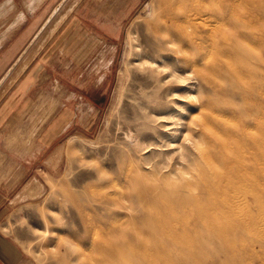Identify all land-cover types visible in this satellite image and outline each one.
<instances>
[{"label": "rangeland", "instance_id": "374dc122", "mask_svg": "<svg viewBox=\"0 0 264 264\" xmlns=\"http://www.w3.org/2000/svg\"><path fill=\"white\" fill-rule=\"evenodd\" d=\"M34 3L0 0L1 264H149L151 258V264H264V152L259 165L250 162L253 140L264 141V0H210V9L233 7L239 18H210L207 11L210 22L194 34L186 28L181 40L173 35L203 0H44L32 9ZM56 10L40 34L39 52L5 87ZM79 20L104 25L116 40L109 69L105 64L82 82L66 69L65 49ZM159 65L179 67L187 78L177 92L183 97L157 104L158 117L169 115L161 109L173 110L168 128L142 106L157 85L145 81ZM26 78H32L28 90ZM65 109V123L50 133ZM186 136L193 177L169 176L171 167H182L179 152L152 147H176Z\"/></svg>", "mask_w": 264, "mask_h": 264}, {"label": "bare ground", "instance_id": "6f19581e", "mask_svg": "<svg viewBox=\"0 0 264 264\" xmlns=\"http://www.w3.org/2000/svg\"><path fill=\"white\" fill-rule=\"evenodd\" d=\"M34 1V0H33ZM44 0H35V3H34V5H33V7H32V9H36L40 4H42V2H43ZM210 0H203V3H201L198 7H197V9H195V10H192L191 12L192 13H190V14H188L187 15V17H186V19L187 20H185V22H186V24H187V27H185V26H180L179 25V27L177 28V30H176V32H175V34L173 35V37H177V38H179L180 40L181 39H183V38H188V31H187V29L186 28H191L192 29V32H193V34L195 33V30H197V26L198 25H205V24H207V23H209L210 22V18L211 17H216L217 15H218V13H220V14H225V15H227L228 17H230V18H239V13L237 12V9H235V8H230V9H227V10H224V9H222L221 7H218L217 9H210L209 7H207L206 6V4H207V2H209ZM248 5V4H247ZM223 6V5H222ZM59 10H56V11H54V13L51 15V17L49 18V20H48V23H50L51 22V20L57 15V12H58ZM207 11L209 12L208 14H210V18H206V19H204L205 17V14H207ZM249 11V10H248ZM168 15V14H167ZM250 15V14H249ZM168 16H170V14L168 15ZM20 18H22V17H20ZM19 18V19H20ZM168 18V17H167ZM210 19V20H209ZM214 19V18H213ZM173 20V19H172ZM200 21V22H199ZM47 24V23H46ZM211 24V23H210ZM171 25H169V27H170ZM45 27V26H44ZM44 27H42L43 29H44ZM171 28V27H170ZM43 31V30H42ZM167 31V30H166ZM169 32H171V30L169 31ZM168 32V33H169ZM199 34V33H198ZM174 39V38H173ZM168 41H170L169 39H167ZM184 41H186V40H184ZM171 43L173 42L172 40L170 41ZM175 42H177V40L175 41ZM180 42V41H179ZM178 42V43H179ZM200 42V41H199ZM169 43V42H168ZM170 43V44H171ZM174 43V42H173ZM172 43V44H173ZM188 43H189V41H188ZM170 44H168V45H170ZM177 44V43H176ZM181 44V43H180ZM192 45V44H191ZM194 46V45H193ZM192 46V47H193ZM201 44H199L198 46H197V50H200L201 48ZM180 48V47H179ZM185 49H187V47L185 48ZM184 49V50H185ZM256 49V48H255ZM179 50V49H178ZM181 50V49H180ZM180 50H179V52H180ZM183 51V50H182ZM186 51V50H185ZM185 51L183 52V53H185ZM165 52V51H164ZM169 52V51H168ZM175 52V51H174ZM181 53V52H180ZM179 53V54H180ZM164 54V53H163ZM170 54V53H169ZM177 54V53H176ZM182 54V53H181ZM173 55V54H172ZM165 57V56H164ZM168 57H170V56H167V58ZM180 57V56H179ZM167 58H166V60H167ZM164 59V58H163ZM229 59V58H228ZM155 60V59H154ZM176 60V59H175ZM205 60V59H204ZM226 60V59H225ZM178 61V60H177ZM162 62V61H161ZM156 63V62H155ZM154 63V64H155ZM182 63V62H181ZM193 64H195V63H193ZM152 65V64H151ZM157 65V64H156ZM155 65V66H156ZM196 65V64H195ZM198 65H200V64H198ZM197 65V66H198ZM180 66V65H179ZM185 66V65H184ZM183 67V66H182ZM181 67V68H182ZM187 67V65L185 66V68ZM185 70V69H184ZM156 71H157V76L156 77H150V78H147V80L145 81V86L146 87H151L153 84H155V83H157V85H156V89L152 92V95H147V96H149V100L147 101V102H143L142 103V106H143V108L145 109V110H148L149 111V116H154L157 120H158V122H161V123H163V125L165 126V128H168L169 126H168V124H166V123H168L169 121H170V119H171V115H172V113H173V110L172 109H161V113L160 114H165L166 112H167V110H168V113L167 114H169V115H167V116H164V115H162L161 117H158V109H157V104L158 103H160V102H162V100H164V99H168L170 96H173L174 97V99H177L176 97H175V95H179V97H183V95H180L179 93H177V92H179L180 90H182L183 89V87H184V85H186L187 83H186V80H187V78L185 77V76H183V74L182 73H180V68L178 67H175L174 65H170V66H164V65H159L157 68H156ZM243 77V76H242ZM245 77V76H244ZM247 77V76H246ZM243 79H245V78H243ZM258 80V79H257ZM261 81V80H260ZM186 83V84H185ZM257 84V83H256ZM258 85V84H257ZM173 93H174V95H173ZM264 94V93H263ZM146 96V97H147ZM144 104H146V105H144ZM220 115V114H219ZM219 115H216V116H218L219 117ZM148 116V115H147ZM231 116H233V115H231ZM223 116H221V118H222ZM224 117H227V116H225L224 115ZM230 117V116H229ZM207 124V123H206ZM200 125H204V124H197L196 126L197 127H199ZM195 126V127H196ZM230 126V125H229ZM244 129V128H243ZM193 130H195V129H193ZM246 130V129H245ZM248 130H249V128H248ZM251 130H252V128H251ZM257 130V129H256ZM197 131V130H196ZM195 131V132H196ZM263 131H264V129H263ZM215 132H217V131H215ZM220 132V131H219ZM223 132H221L219 135H221ZM230 133V132H229ZM256 133V132H255ZM255 133H252V134H255ZM196 134V133H195ZM216 134V133H215ZM224 134V133H223ZM222 134V135H223ZM232 135V134H231ZM257 135V134H256ZM202 136V135H201ZM224 136V135H223ZM218 137H220V138H222L221 136H218ZM230 137V136H229ZM196 138V137H195ZM262 138V137H261ZM178 139V138H177ZM201 139V138H200ZM217 139V138H216ZM235 139H238V138H236L235 137ZM179 140V139H178ZM259 140H260V137H259ZM258 139H254L253 140V148L254 147H257V150H255V149H253V152H252V154H253V156L251 157V160H250V162H251V164L253 165V166H256V165H259L260 164V159H261V155L263 154V143H264V141H263V139H262V141H263V143L261 142V141H259ZM188 141H189V137L188 136H186L185 138H184V140L182 141V143L180 144V145H176V147H173V145H172V143L171 142H166V145L165 144H158V143H155L154 144V147H152L153 149L154 148H158V147H161V148H163V147H167V149L165 148V151H167L168 153H170L169 151H171V152H174V151H178L179 152V155H180V160H181V165H182V167H180V169L179 168H176V167H171V169L170 170H168L169 172V176H173V175H176L177 176V178L180 176V177H193V175L190 173V171L192 172V170H190V171H188V169H190L191 167H192V165H190V163H189V165L191 166V167H189L188 168V154H187V152H188V146H187V143H188ZM202 141H203V139H202ZM197 142H198V140H197ZM203 142H205V141H203ZM219 142V141H218ZM202 143V142H201ZM206 144V143H205ZM195 145V148L197 147L196 146V144H194ZM198 145H199V142H198ZM200 145H202V144H200ZM190 146V145H189ZM228 146H230L229 144H228ZM231 146H233L232 144H231ZM230 148V147H229ZM196 150H197V148H196ZM197 151H199V152H202V151H200V150H197ZM245 151V150H244ZM252 151V150H251ZM241 152V151H240ZM243 153V152H242ZM229 154V153H228ZM243 155V154H242ZM244 155H246V154H244ZM229 156V155H228ZM238 156V155H237ZM250 156V155H249ZM209 157V156H208ZM208 157H206V158H208ZM205 158V159H206ZM241 158H243V160H245L244 159V156L243 157H241ZM239 160H240V157L238 158ZM250 159V158H249ZM208 160V159H207ZM207 160H205V161H207ZM238 160V161H239ZM215 161V160H214ZM240 161H242V160H240ZM177 163V162H176ZM245 163V162H244ZM178 164V163H177ZM208 164H210V162H208ZM207 164V165H208ZM262 164V163H261ZM194 165H195V163H194ZM246 165V164H245ZM196 166V165H195ZM215 166V165H214ZM263 166V165H262ZM193 168H195V167H193ZM210 168V167H209ZM152 169H153V167H152ZM197 169H195L194 171H196ZM226 170V169H225ZM232 170V169H231ZM234 171V170H233ZM249 171V170H248ZM255 171H257V172H259L258 170H255ZM255 171H252V172H255ZM197 172V171H196ZM257 174H260V173H257ZM213 175H215V173L213 174ZM232 175V174H231ZM255 175V174H254ZM264 175V174H263ZM240 176V175H239ZM256 176V175H255ZM224 177V176H223ZM233 178H234V176H232ZM217 178V177H216ZM242 178V177H241ZM247 178V177H246ZM235 179V178H234ZM237 179V178H236ZM241 180V179H240ZM239 180V181H240ZM234 181V180H233ZM247 181H248V179H247ZM237 182V181H236ZM240 182H242V181H240ZM244 182V181H243ZM252 182V181H251ZM262 182V181H261ZM206 183V182H205ZM238 183V182H237ZM236 183V184H237ZM258 183V182H257ZM235 184V183H234ZM235 184V185H236ZM191 186V185H190ZM195 186V185H194ZM215 186H218L217 184L215 185ZM232 186H234V185H232ZM244 186V185H243ZM252 186H253V184H252ZM251 186V187H252ZM236 187V186H235ZM234 187V188H235ZM249 187H250V185H249ZM249 187H247L248 189H249ZM255 187V186H254ZM195 188V187H194ZM193 188V189H194ZM220 188V187H219ZM223 188V187H222ZM256 188H257V186H256ZM237 189V188H236ZM255 189V188H254ZM261 189V188H260ZM260 189H257V192H258V196H259V194L261 193L260 191H262V190H260ZM179 190V189H178ZM177 190V191H178ZM187 190H189V189H187ZM232 191L231 192H234L233 191V189H231ZM253 190V189H252ZM252 190H249V191H251L252 192ZM259 190V191H258ZM176 191V192H177ZM194 191H195V189H194ZM193 191V192H194ZM220 191H222L223 192V190H220ZM188 192V191H187ZM196 192V191H195ZM195 192L193 193V194H195ZM253 192H255L254 190H253ZM260 192V193H259ZM203 193L204 194H207V195H214V192L212 191V189L210 188V187H204V189H203ZM227 193V192H226ZM229 193V192H228ZM263 193V192H262ZM262 193H261V195H262ZM217 194H219L218 192H217ZM220 194H221V192H220ZM186 195V194H185ZM227 195V194H226ZM110 196V195H109ZM216 196H218V195H216ZM263 196V195H262ZM227 197V196H226ZM229 197V196H228ZM228 197H227V199H228ZM261 197V196H260ZM259 197V198H260ZM230 198V197H229ZM130 200H131V198H129ZM128 199V200H129ZM187 200H188V197L187 196H184V197H182L181 198V205L183 204V203H185V202H187ZM215 200H217V204H218V200H220V199H218V197L215 199ZM261 200V199H260ZM192 201L195 203V205L197 206V208H198V213L199 214H202V213H204V208H203V206L204 205H202V203H201V200H200V198H199V196H194L193 198H192ZM228 201V200H227ZM220 203H221V201H219ZM228 202H230V201H228ZM236 202V201H235ZM239 202H241V201H239ZM261 202V201H260ZM263 202V201H262ZM212 203H214V201L212 202ZM215 203H216V201H215ZM214 203V204H215ZM225 201H224V205H225ZM242 203V202H241ZM229 204V203H228ZM247 204V203H246ZM264 204V203H263ZM152 205V204H151ZM219 205V204H218ZM243 205H245V203L243 204ZM262 205V204H261ZM207 206V205H206ZM211 206V205H210ZM212 206H215V205H213L212 204ZM217 206V205H216ZM215 206V207H216ZM222 206V205H221ZM229 206H230V204H229ZM263 206V205H262ZM131 207H133V206H131ZM170 207V206H169ZM189 207H192V206H189ZM219 207V206H218ZM223 207V206H222ZM231 207H233V205H231ZM230 207V208H231ZM243 207V206H242ZM247 207V206H246ZM128 209H129V207H127ZM133 210L132 211H134V208H132ZM217 209H219V208H217ZM223 209V208H222ZM226 209H228V208H225L224 210H226ZM235 209V208H234ZM106 210V209H105ZM130 210V209H129ZM171 210V209H170ZM221 210V209H220ZM219 210V211H220ZM108 211V210H107ZM116 211V210H115ZM218 211V210H217ZM218 211V212H219ZM109 212V211H108ZM168 212V211H167ZM194 212V211H193ZM213 212H214V210H213ZM216 212V211H215ZM231 211H229V213H230ZM172 213L174 214V211H172ZM210 213V212H209ZM220 213H222V212H220ZM232 213V212H231ZM105 214H106V212H105ZM109 214V213H108ZM115 214H119V213H115ZM210 214H212V213H210ZM223 214L225 215V213L223 212ZM222 214V215H223ZM233 214V213H232ZM161 215V217H162V214H160ZM159 215V216H160ZM176 215V214H175ZM216 215V214H215ZM226 215H228L227 213H226ZM231 215V214H230ZM237 215V214H236ZM103 216V215H102ZM106 216V215H105ZM108 216V215H107ZM180 216V215H179ZM196 216V215H195ZM203 217V220H205L204 218V214L202 215ZM219 216H221L220 214H219ZM238 216V215H237ZM252 216V215H251ZM136 217V216H135ZM189 217V216H188ZM210 217V216H209ZM209 217H207V218H209ZM216 217V216H215ZM228 217L229 218H231V216H229L228 215ZM112 218V217H111ZM144 218V217H143ZM182 218H183V216H182ZM185 218V217H184ZM221 218V217H220ZM226 218V217H225ZM228 218V219H229ZM235 218H237V217H235ZM122 219V218H121ZM209 219H211V218H209ZM227 218L226 219H224V221H226V223H227V220H228ZM107 220V219H106ZM119 220V219H118ZM183 220H186L187 221V219H183ZM202 220V221H203ZM217 220H218V218H217ZM231 220V219H230ZM230 220H228V221H230ZM237 220V219H236ZM261 220V219H260ZM81 221V220H80ZM144 221H146L147 222V220L146 219H144ZM158 221V223L159 224H164V223H167L166 221H164V219L162 220V219H159V220H157ZM186 221H183L184 223L183 224H186L185 222ZM212 220H207V221H205L206 223H210ZM239 220H237L236 221V223L238 222ZM241 221H242V219H241ZM109 222V221H108ZM145 222V223H146ZM170 222V221H169ZM231 222V221H230ZM114 223H117V222H115L114 221ZM145 223H143L144 225H145ZM148 223V222H147ZM146 223V224H147ZM177 223V222H176ZM222 223V222H221ZM239 223V222H238ZM238 223H237V225H238ZM243 223V222H242ZM241 223V224H242ZM83 224V223H82ZM119 224H121V223H119ZM171 224V223H170ZM179 224V223H178ZM187 224H189L188 226H191L190 225V223H187ZM186 224V225H187ZM212 224H213V222H212ZM211 223H210V227H212L213 225H212ZM220 224V223H219ZM235 224V223H234ZM122 225V224H121ZM180 225V224H179ZM240 225V224H239ZM145 226H147V225H145ZM162 226V225H161ZM164 226L166 227V225L164 224ZM241 226V225H240ZM114 227H116V226H114ZM163 227V226H162ZM170 227V226H169ZM168 227V228H169ZM182 227V226H181ZM242 227V226H241ZM240 227V228H241ZM84 228V227H83ZM183 228V227H182ZM149 230H150V227L148 228ZM163 229V228H162ZM166 229V228H165ZM178 229H180V228H177V233H179L178 232ZM170 230V229H169ZM171 230H173V229H171ZM170 230V231H171ZM176 231V230H175ZM165 232H166V230H165ZM86 233H87V231H86ZM168 233H170V232H168ZM172 233H174V231L173 232H171V235L170 236H172ZM208 233V232H207ZM224 233V232H223ZM175 234V233H174ZM85 235H87V234H85ZM167 235V234H166ZM179 235H180V233H179ZM179 235H178V237H179ZM189 235V234H188ZM175 237H176V234L174 235ZM192 235L190 234L188 237H191ZM167 237H168V235H167ZM181 237H183L182 235H181ZM180 237V238H181ZM185 237V236H184ZM193 237H191V239H192ZM169 239H172V238H169ZM183 239V238H182ZM187 239V238H186ZM185 240V239H184ZM193 241H194V238L192 239ZM181 241H183V240H181ZM185 241H187V240H185ZM190 241V243H191V240H189V238H188V242ZM174 242H176V241H174ZM133 243V242H132ZM185 242H183V244H184ZM190 243H188V245L190 244ZM123 244V243H122ZM178 244V243H177ZM136 245H138V244H136ZM185 245H186V243H185ZM187 245V246H188ZM119 246V245H118ZM123 246V245H122ZM190 246V245H189ZM132 248V247H131ZM145 248H146V246H145ZM148 248V247H147ZM150 248V247H149ZM168 249V248H167ZM133 249H131V251H132ZM136 251V250H135ZM135 251H133L135 254H136V252ZM169 251V250H168ZM147 253L148 251H144V253ZM149 254H150V256H151V254H153L152 252H154L153 250H152V252H151V250H149ZM167 252V251H166ZM121 254V253H120ZM124 254V253H123ZM148 253H147V255H149ZM159 254H161V253H159ZM129 255V254H128ZM136 255H139V253H137ZM164 255V254H163ZM117 256H119V253L117 252V251H114L113 252V254H112V257H117ZM123 256V255H122ZM152 256H155V255H152ZM151 256V257H152ZM126 257H128V256H126ZM146 257V256H145ZM148 257V256H147ZM149 258V257H148ZM154 258V257H153ZM146 259V258H145ZM152 260V258L151 259H149V264H151V262L153 263L154 261H155V259H153L154 261H151ZM169 260H170V258H169ZM171 261V260H170ZM157 263V262H156ZM155 264V263H154Z\"/></svg>", "mask_w": 264, "mask_h": 264}, {"label": "crops", "instance_id": "0c3cea01", "mask_svg": "<svg viewBox=\"0 0 264 264\" xmlns=\"http://www.w3.org/2000/svg\"><path fill=\"white\" fill-rule=\"evenodd\" d=\"M48 20L49 18L42 25V27L45 26L44 29L48 25ZM90 26L92 25L86 26V23L83 24V22L79 20L78 29L75 31H70L65 39V40L68 39L70 44L68 49L65 48L66 50L69 51L68 67H66V69H68L72 74L75 72L77 74L76 77L79 78V82H82V80H87L86 75L90 74L92 71L96 69H98V71L105 70L104 69L105 67L103 65L107 64L106 69H109V66L113 64V60L108 59V57L112 53L110 51H112V49H114L115 47L114 44V42L116 41L114 40L115 37L114 36L110 37L108 30H104L103 28L104 25H100V23L98 24L96 22V25H94L92 28ZM42 27L40 31L36 34L34 40L31 42V44L35 42V48L30 53H27V51L24 52L25 57L22 63H20L18 72L13 77H10L7 83H5V87H9V85H11L19 77V75L25 72V70L29 67L30 63L33 61V59L39 52L38 47L41 39L40 34L42 33V30H44ZM51 31L52 30L50 29L44 38H48L49 34H52ZM15 48L16 47H14L9 52V54L14 53L16 50ZM26 79L27 80L24 82L22 87L25 88V90H28L31 87L32 78L31 79L26 78ZM75 88H76L75 91L76 93L82 95L87 93L86 90H79L81 89V87L79 89H77V87ZM76 93H72V94L77 95ZM82 95L79 96L80 101L83 100ZM80 103L82 104V102ZM67 113H69L67 109L61 112L58 119L52 125L51 128L52 131L49 130V132L51 131L50 133H55L57 132V130L61 129L62 125L65 123V119L68 117Z\"/></svg>", "mask_w": 264, "mask_h": 264}]
</instances>
